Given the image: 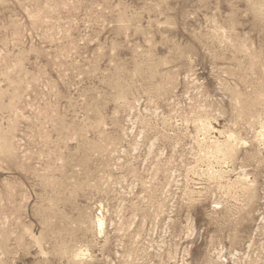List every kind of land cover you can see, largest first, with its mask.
I'll use <instances>...</instances> for the list:
<instances>
[{
    "label": "rangeland",
    "instance_id": "1",
    "mask_svg": "<svg viewBox=\"0 0 264 264\" xmlns=\"http://www.w3.org/2000/svg\"><path fill=\"white\" fill-rule=\"evenodd\" d=\"M0 264H264V0H0Z\"/></svg>",
    "mask_w": 264,
    "mask_h": 264
},
{
    "label": "bare ground",
    "instance_id": "2",
    "mask_svg": "<svg viewBox=\"0 0 264 264\" xmlns=\"http://www.w3.org/2000/svg\"><path fill=\"white\" fill-rule=\"evenodd\" d=\"M102 223V222H101Z\"/></svg>",
    "mask_w": 264,
    "mask_h": 264
}]
</instances>
